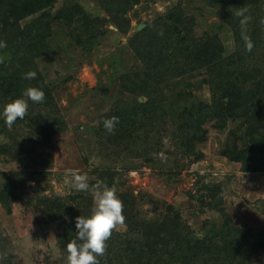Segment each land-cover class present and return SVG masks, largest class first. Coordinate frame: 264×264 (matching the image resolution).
Returning <instances> with one entry per match:
<instances>
[{"label": "trees", "instance_id": "obj_1", "mask_svg": "<svg viewBox=\"0 0 264 264\" xmlns=\"http://www.w3.org/2000/svg\"><path fill=\"white\" fill-rule=\"evenodd\" d=\"M57 1L0 0V42L6 44L0 49V97L6 95L8 102L13 101L21 98L28 87L41 88L45 93L43 103L29 100L28 115L23 120L18 118L22 130L30 132V137L19 139L22 156L51 144L53 136L68 129L55 84L39 65L40 58L52 52L47 40L52 23L69 31L85 53L96 45L101 26L113 23L123 34L131 31L128 45L141 63L127 73L134 80V97L116 103L113 110L101 115L103 121L119 118L114 131L118 144L147 158L168 152L164 138L171 139L164 134L156 111V106L162 105L175 115L181 148L190 161L205 157L201 146L210 127L224 130L233 124L220 154L239 162L246 173L264 171V0H201L222 20L219 24L212 22L201 35L196 30L195 14H187L181 3L164 14L157 13L147 27L137 31L126 12L143 0H95L106 14L102 17H94L80 5L53 15L50 8ZM241 11L244 16L238 15ZM32 15L33 19L27 21ZM135 17L142 20L140 13ZM244 17L248 19L242 29ZM222 25L232 31L233 39L231 50L221 56ZM242 33L251 38V51L246 49ZM29 71L37 73L35 79H24ZM203 86L209 89L206 98L196 92ZM140 96L145 97L143 102ZM7 101L0 99V121H5L1 107ZM19 162L20 170L5 175V181L0 182V202L6 207L18 199L17 191L23 187L14 183V177L22 178L25 171L22 160ZM220 183L204 182L201 197L207 194L211 200L213 196L222 201ZM116 191L123 201L127 228L124 232L113 230L106 254L99 257L100 264H261L254 255L264 252V229H244L222 210L221 224L197 235L175 207L167 205L165 211L147 218L136 208L132 192L121 191L120 187ZM90 201L91 190H76L67 196H47L39 202L42 219L65 221L59 236L62 249L67 251L66 245L78 233L76 218L91 216ZM210 206L216 208L218 204L212 202ZM0 264L6 263L0 259Z\"/></svg>", "mask_w": 264, "mask_h": 264}, {"label": "rangeland", "instance_id": "obj_2", "mask_svg": "<svg viewBox=\"0 0 264 264\" xmlns=\"http://www.w3.org/2000/svg\"><path fill=\"white\" fill-rule=\"evenodd\" d=\"M177 3H181L187 14H195L198 35L212 22L222 21L216 10L201 0H143L130 8L126 17L136 30L139 22L148 26L157 13L164 14ZM72 5H80L94 17L106 15L95 0H58L50 11L55 15ZM135 13H140L142 20L138 21ZM221 27L219 35L224 45L219 54L222 56L231 50L233 34L225 25ZM52 28L47 39L52 52L40 58L39 65L55 84L68 129L53 136L51 144L44 149H34L29 156H22L18 142L21 136L30 137L29 130H22L23 125L17 119L9 132L5 121H0V182L5 181V175L20 170L19 160L25 170L22 178L14 177L15 184L23 185L17 191L18 199L10 207L0 202V250L7 252V258L1 260L6 264H68V252L59 242L65 221L42 219L38 205L47 196H67L76 191L69 170L86 174L90 186L99 180L114 184L116 190L120 187L121 191L132 192L136 196V208L144 217L160 214L167 205L175 207L197 235L219 226L222 210L244 229H264V171L246 173L239 162L220 154L233 124L224 130L210 127L208 138L201 146L205 157L194 162L181 148L175 115L157 105L161 128L171 139L164 138L168 152L160 151L157 157L147 158L127 145L118 144L115 134L106 131L101 115L113 110L116 103L134 97V80L127 73L141 63L128 45L131 31L123 34L113 23L103 25L96 45L85 53L69 31L55 22ZM196 92L199 97L209 96L207 86ZM3 97L0 99L9 101L6 95ZM139 100L143 102L145 97L140 96ZM8 101L1 107L2 112L14 100ZM28 145L26 141L25 146ZM215 181L223 186V200L213 196L211 200L207 194L201 197L202 184ZM212 202L218 206L211 207ZM88 203L92 211L93 194ZM126 228L124 224L115 230L124 232ZM254 259L264 264V252L255 254Z\"/></svg>", "mask_w": 264, "mask_h": 264}, {"label": "clouds", "instance_id": "obj_3", "mask_svg": "<svg viewBox=\"0 0 264 264\" xmlns=\"http://www.w3.org/2000/svg\"><path fill=\"white\" fill-rule=\"evenodd\" d=\"M244 16V11L238 13ZM247 17L241 20V26L247 23ZM245 47L251 51L254 47L251 38L243 35ZM6 47L4 42H0V49ZM37 73L29 71L24 75V79H35ZM26 97L27 99H25ZM43 103L45 93L41 88L28 87L21 98L15 99L7 104L3 111L5 123L9 128L17 121L23 120L28 115L29 103ZM119 118L113 116L103 121L104 127L109 134L114 133ZM69 175L73 178L72 186L77 191L87 192L91 190L94 199V207L90 217L79 216L76 218L75 227L78 230L74 239L66 245L68 252V264H100L99 257L106 254L107 241L111 238L113 230L117 226L125 224L123 215V201L118 197L115 187H109L103 181H97L90 186L88 176L80 174L76 170H69ZM7 252L0 250V259H6Z\"/></svg>", "mask_w": 264, "mask_h": 264}, {"label": "water", "instance_id": "obj_4", "mask_svg": "<svg viewBox=\"0 0 264 264\" xmlns=\"http://www.w3.org/2000/svg\"><path fill=\"white\" fill-rule=\"evenodd\" d=\"M146 26H147V23L139 22L137 27H136V30L137 31L142 30Z\"/></svg>", "mask_w": 264, "mask_h": 264}]
</instances>
